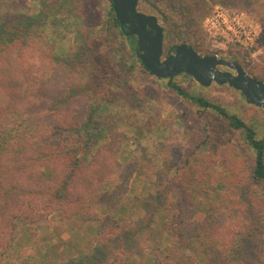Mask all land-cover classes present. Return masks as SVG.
<instances>
[{
    "label": "trees",
    "instance_id": "obj_1",
    "mask_svg": "<svg viewBox=\"0 0 264 264\" xmlns=\"http://www.w3.org/2000/svg\"><path fill=\"white\" fill-rule=\"evenodd\" d=\"M106 2L97 21L104 32L91 42L94 51L102 47V64L92 49L81 47L60 57L55 43L34 30L0 35V264H20L22 252L29 255L27 264H129L135 250L149 244L139 241L146 229L150 231V223L141 220L148 214L156 221L161 207L129 197L134 178L147 173L149 166L137 157L123 162L126 132L99 139L105 128L99 125L96 101L116 100L114 79L126 74L151 82L162 78L143 64L137 37L123 29L111 0ZM147 7L164 28V46L167 25L168 36L183 42L196 36L192 0H139V11L145 13ZM200 9L208 11L205 5ZM173 48L169 46L168 53ZM29 50L35 56L30 57ZM116 51L126 52L123 62L113 54ZM173 78L168 85L179 96L198 104L200 115L217 111L257 154L250 179L236 165L235 175L219 173L207 154L206 125L200 130L190 126L181 164L155 189L156 198L166 200L161 210L168 221L161 240L149 244L152 264H242L237 257L242 248L239 235L249 224L264 226L259 131ZM248 180L252 190L244 204L236 188ZM124 215L129 217L123 220ZM32 247L37 256L29 251Z\"/></svg>",
    "mask_w": 264,
    "mask_h": 264
},
{
    "label": "rangeland",
    "instance_id": "obj_2",
    "mask_svg": "<svg viewBox=\"0 0 264 264\" xmlns=\"http://www.w3.org/2000/svg\"><path fill=\"white\" fill-rule=\"evenodd\" d=\"M197 1L192 0L194 5L192 15L198 22L195 29L196 36L190 38L189 44L193 43L202 54H218L229 60H237L249 73L264 78V42L262 41L264 0H199L198 4ZM204 5L208 10L206 13L200 9V6L204 7ZM106 7V0H0V35L6 32L25 33L34 30L55 43L57 55L60 57L81 47L92 49L93 54H98V60L102 64V47L94 51L91 42L94 37L104 32L97 25V21L100 20L99 16L104 14ZM148 7L145 13L157 15ZM221 12L226 14L222 16L225 17L226 24L231 25L235 15H240L244 24L250 25L257 34L244 36L243 42H239L232 39L229 30L227 33H221L223 31L219 27L221 16H218ZM165 32L167 55L169 46L183 41L175 35L168 36L170 32L168 25ZM110 37L112 39V36ZM28 54L30 57L35 56L30 50ZM113 54H116L122 62L126 57V52L116 51ZM173 80L187 87L193 94H203L245 119L258 129V138L264 133V110L248 103L239 91L215 83L203 86L192 76H186L184 73L175 76ZM114 81L118 83V98L114 101H96L99 125L105 128L100 130L99 139L103 142L105 137L114 131L126 132L127 140L122 146V153L126 156L123 162L125 163L128 158L137 157L149 166L147 173L136 175L134 178L129 197H140L146 199L144 203L151 204L150 206L161 207L159 208L161 213L157 215L156 221H151L148 214L141 220L144 224L150 223L148 224L150 231L146 229L138 237L139 241L142 240V243L147 241L151 244L161 240L164 235L168 216L161 209L166 204V200H158L155 189L169 180L175 168L181 164L188 147L187 132L191 125L192 130H200L204 124L206 125L207 133H210L208 137L210 149L207 154L214 162L217 172L235 175L233 167L236 165L240 174L250 179L257 152L244 142L240 132L227 124L217 111L209 110L204 115H200L199 105L186 102L179 96L168 85V78L151 82L140 75L131 78L126 74L123 79H114ZM236 189L241 202L247 203L252 190L251 182L248 180L246 185ZM227 190L228 187L225 186L224 191ZM125 217L129 216L124 215L122 219L125 220ZM137 220L136 217L135 221ZM252 225V227L251 224L247 225L239 235L242 237V248L238 251L237 257L242 264H264V226L262 224L255 226L253 223ZM149 244L144 245L147 248L142 250L136 248L138 251L135 250L134 258L127 263L152 264L154 260ZM191 245L193 248L196 247L194 242ZM30 249L29 251L37 256V250L34 247ZM28 256V253L22 252L19 263L27 264ZM29 263L44 264L41 261Z\"/></svg>",
    "mask_w": 264,
    "mask_h": 264
},
{
    "label": "water",
    "instance_id": "obj_3",
    "mask_svg": "<svg viewBox=\"0 0 264 264\" xmlns=\"http://www.w3.org/2000/svg\"><path fill=\"white\" fill-rule=\"evenodd\" d=\"M123 29L137 37V54L158 78L188 74L203 86L228 84L242 92L246 101L264 109V82L252 76L237 61L218 54H202L191 44L181 42L166 55L164 28L158 17L138 10L139 0H111ZM221 67H229L222 70Z\"/></svg>",
    "mask_w": 264,
    "mask_h": 264
},
{
    "label": "built area",
    "instance_id": "obj_4",
    "mask_svg": "<svg viewBox=\"0 0 264 264\" xmlns=\"http://www.w3.org/2000/svg\"><path fill=\"white\" fill-rule=\"evenodd\" d=\"M225 15L226 14L224 12L218 14V16H221V19L219 21V27L223 29L221 33H227L229 30V35H232V39L237 40L239 42H243L244 36H248L251 33L252 36L254 34H257L254 30H252L250 25L244 24L240 15H235L233 21H231V25L226 24L225 17H222Z\"/></svg>",
    "mask_w": 264,
    "mask_h": 264
},
{
    "label": "flooded vegetation",
    "instance_id": "obj_5",
    "mask_svg": "<svg viewBox=\"0 0 264 264\" xmlns=\"http://www.w3.org/2000/svg\"><path fill=\"white\" fill-rule=\"evenodd\" d=\"M227 59V58H226ZM229 60V59H228ZM230 61H237V60H230ZM243 68H244V66H243V64L241 63V62H239V61H237ZM221 69L222 70H229V71H232V72H234V73H236V70L235 69H233V68H229V67H221ZM245 69V68H244ZM247 71V70H246ZM248 72V71H247ZM249 73V72H248ZM214 84V83H213ZM216 84V83H215ZM218 85H220V84H218ZM224 86H229V87H231V88H233V89H235L234 87H232V86H230V85H228V84H224ZM235 90H237V89H235ZM237 91H239V90H237ZM241 94H242V92L241 91H239ZM243 95V94H242ZM244 96V95H243ZM260 108H262V107H260ZM263 109V108H262ZM264 110V109H263ZM259 139L261 140V144L258 146V151H259V153L261 154V152H262V149L264 148V133L261 135V137H259ZM256 150V149H255Z\"/></svg>",
    "mask_w": 264,
    "mask_h": 264
}]
</instances>
